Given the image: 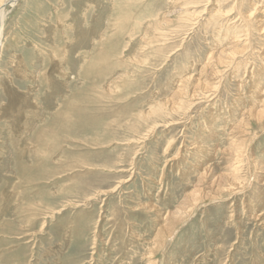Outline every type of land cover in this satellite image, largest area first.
I'll return each mask as SVG.
<instances>
[{"label":"rangeland","instance_id":"rangeland-1","mask_svg":"<svg viewBox=\"0 0 264 264\" xmlns=\"http://www.w3.org/2000/svg\"><path fill=\"white\" fill-rule=\"evenodd\" d=\"M10 4L0 264H264V0Z\"/></svg>","mask_w":264,"mask_h":264},{"label":"bare ground","instance_id":"bare-ground-1","mask_svg":"<svg viewBox=\"0 0 264 264\" xmlns=\"http://www.w3.org/2000/svg\"><path fill=\"white\" fill-rule=\"evenodd\" d=\"M17 0H5L3 6L7 3H11L10 5L13 6ZM3 6L0 8V46L2 45V37H3V21H4V10Z\"/></svg>","mask_w":264,"mask_h":264}]
</instances>
